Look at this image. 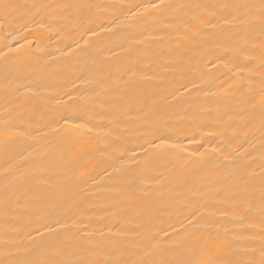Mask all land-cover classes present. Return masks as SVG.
Listing matches in <instances>:
<instances>
[{"label":"bare ground","instance_id":"obj_1","mask_svg":"<svg viewBox=\"0 0 264 264\" xmlns=\"http://www.w3.org/2000/svg\"><path fill=\"white\" fill-rule=\"evenodd\" d=\"M0 262L264 264V0H0Z\"/></svg>","mask_w":264,"mask_h":264},{"label":"snow or ice","instance_id":"obj_2","mask_svg":"<svg viewBox=\"0 0 264 264\" xmlns=\"http://www.w3.org/2000/svg\"><path fill=\"white\" fill-rule=\"evenodd\" d=\"M0 264H3V262H0ZM65 264H67V262H65Z\"/></svg>","mask_w":264,"mask_h":264}]
</instances>
